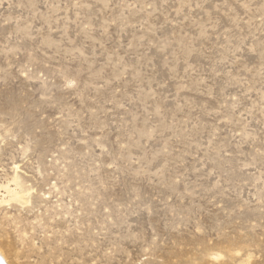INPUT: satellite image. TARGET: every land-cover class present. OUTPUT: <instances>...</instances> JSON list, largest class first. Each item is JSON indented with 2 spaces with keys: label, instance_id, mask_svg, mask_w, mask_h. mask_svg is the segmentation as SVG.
<instances>
[{
  "label": "rangeland",
  "instance_id": "374dc122",
  "mask_svg": "<svg viewBox=\"0 0 264 264\" xmlns=\"http://www.w3.org/2000/svg\"><path fill=\"white\" fill-rule=\"evenodd\" d=\"M11 264H264V0H0Z\"/></svg>",
  "mask_w": 264,
  "mask_h": 264
},
{
  "label": "bare ground",
  "instance_id": "6f19581e",
  "mask_svg": "<svg viewBox=\"0 0 264 264\" xmlns=\"http://www.w3.org/2000/svg\"><path fill=\"white\" fill-rule=\"evenodd\" d=\"M0 264H11L8 256L5 251L0 246Z\"/></svg>",
  "mask_w": 264,
  "mask_h": 264
}]
</instances>
